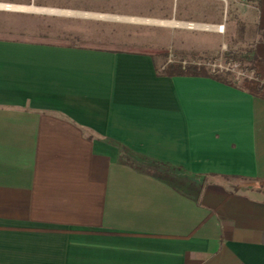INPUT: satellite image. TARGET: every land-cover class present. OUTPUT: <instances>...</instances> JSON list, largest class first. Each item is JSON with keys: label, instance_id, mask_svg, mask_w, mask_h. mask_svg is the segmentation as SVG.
Returning a JSON list of instances; mask_svg holds the SVG:
<instances>
[{"label": "crops", "instance_id": "obj_1", "mask_svg": "<svg viewBox=\"0 0 264 264\" xmlns=\"http://www.w3.org/2000/svg\"><path fill=\"white\" fill-rule=\"evenodd\" d=\"M186 1L0 0V264H264V99L158 72Z\"/></svg>", "mask_w": 264, "mask_h": 264}, {"label": "rangeland", "instance_id": "obj_2", "mask_svg": "<svg viewBox=\"0 0 264 264\" xmlns=\"http://www.w3.org/2000/svg\"><path fill=\"white\" fill-rule=\"evenodd\" d=\"M65 1L36 0L48 4ZM182 8L187 10L190 21H201L204 29H194V22H188V26L193 27L188 32L166 35L156 30L151 33L160 44V49L153 50L160 68L167 60L183 59L184 63L204 64L210 72L227 74L239 83L253 76L249 63L235 60V56L252 49L258 37L255 0H187L183 7L180 5L179 9ZM24 21L0 15V33L10 32L12 24Z\"/></svg>", "mask_w": 264, "mask_h": 264}, {"label": "trees", "instance_id": "obj_3", "mask_svg": "<svg viewBox=\"0 0 264 264\" xmlns=\"http://www.w3.org/2000/svg\"><path fill=\"white\" fill-rule=\"evenodd\" d=\"M256 2L259 0H255ZM246 61L249 63V69L253 72V76L251 78H245L241 83L235 81L234 79L229 78L227 74H223L220 72L212 73L209 68L201 63H184L183 59L175 60L166 63L158 72L161 75L173 77V76H205L211 77L217 81L226 83L233 87L245 90L253 96L263 98L264 99V60L256 55L253 49L247 50L242 55H236L235 60ZM125 152V151H124ZM162 167V164H157ZM160 167L155 166L153 169L155 174H159L157 172V168ZM141 168V167H138ZM151 171V170H150Z\"/></svg>", "mask_w": 264, "mask_h": 264}, {"label": "built area", "instance_id": "obj_4", "mask_svg": "<svg viewBox=\"0 0 264 264\" xmlns=\"http://www.w3.org/2000/svg\"><path fill=\"white\" fill-rule=\"evenodd\" d=\"M254 1V0H253Z\"/></svg>", "mask_w": 264, "mask_h": 264}]
</instances>
